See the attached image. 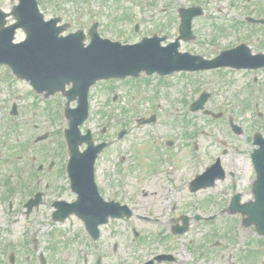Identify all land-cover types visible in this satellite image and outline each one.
I'll list each match as a JSON object with an SVG mask.
<instances>
[{
  "label": "rangeland",
  "instance_id": "1",
  "mask_svg": "<svg viewBox=\"0 0 264 264\" xmlns=\"http://www.w3.org/2000/svg\"><path fill=\"white\" fill-rule=\"evenodd\" d=\"M40 1L43 6L40 10L46 19L60 15L63 21H68L66 32L79 28L85 30L90 21L98 19L103 23L101 34L122 43H134L154 33L165 36L166 43L177 35L176 11L156 12L145 0H122L120 4L118 0H90L89 10L85 0ZM204 1L207 12L215 21L196 20L194 30L198 39L193 43L181 42L180 51L211 58L222 47L250 37L254 32L264 36V30L238 29L236 23H225L223 8L220 13L216 11L221 1L228 6L225 10L231 12L244 0H238L240 3L235 6H230L233 0ZM156 2L168 4L170 0ZM173 2L180 7L188 4L186 0ZM257 2L264 5V0H250L248 7ZM16 3L17 0H0V8L9 12ZM126 13H130L131 18H126ZM12 20V17L8 18V22ZM134 22L139 26L137 31L133 29ZM23 38L24 33L17 30L14 41ZM248 46L252 52L261 49L264 52V40L260 43L251 36ZM249 73L251 71L216 70L172 76L141 74L135 79L102 81L91 87L90 126L98 133L93 135V140L114 141L98 160L99 178L105 186V194L120 188L123 181L127 193H120V196L128 200L134 211L130 218L109 219L101 226L100 245L97 251L94 250L100 254L97 256L92 255L94 252L90 250L83 225L77 219L54 223L49 207L35 210L30 217L19 213V202L25 198L21 195L23 191L18 192L19 185L23 182L30 189V178L36 176V170L33 174L27 173L26 158L33 166L41 162L44 169L52 160V168H57L62 158L60 150H56V146L58 149L61 146L57 141L58 125L53 122L54 109L61 100L57 96L45 99L35 94L28 83L14 78L8 80L11 76L0 67V142L6 159L0 161V262L6 243H11L18 258L24 259L27 254L24 237L35 236L39 242L55 241L56 256L62 264H75L77 257L83 255L87 260L84 264H95L97 257H100L101 264H139L162 253L169 255L179 251L184 260L174 253V256L171 254L172 260L162 259L153 264H230L232 253L236 257L241 255L246 243L257 240L253 227L242 226L239 215L222 214L229 204L228 189L233 187L231 180L227 189L224 179L229 178L228 173L235 178L237 187L231 194L246 188L251 173L247 156L250 131L257 127L264 136V88L261 87L264 85V71L253 87L248 86ZM201 90L210 93L205 108L221 111L224 121L228 113L233 114L234 121L241 127V134L231 133L223 120H216L202 111L191 112L185 106L186 102L195 100ZM254 99L258 111L263 113L259 118L254 115L253 108H249ZM12 103L20 105L17 116L9 114ZM49 109L51 113L47 112ZM152 109L156 123L133 121L134 116L148 117ZM80 129L84 130L82 125ZM121 130L125 132L118 140L116 134ZM44 133L47 134L45 140L33 143L37 135ZM166 140L172 141V146L166 147ZM189 142H195V157L202 154L205 160L217 150L225 151L224 163L228 166V173L210 189L191 193L183 184L195 165L188 154L193 152L192 148L188 150ZM26 143H30L31 150H27ZM33 156H36L35 161ZM163 167H169V170L165 171ZM10 187L15 192L7 195L13 202L9 211L7 197L3 198V195ZM167 190L170 191L168 195ZM240 195L241 202L249 196L246 191ZM180 212L188 214V227L182 234H173L171 227L182 224ZM193 212H199L200 217H208L214 212L220 214H214L207 221L204 218L196 220ZM153 216L159 221L152 220ZM184 247L185 254H181Z\"/></svg>",
  "mask_w": 264,
  "mask_h": 264
},
{
  "label": "water",
  "instance_id": "2",
  "mask_svg": "<svg viewBox=\"0 0 264 264\" xmlns=\"http://www.w3.org/2000/svg\"><path fill=\"white\" fill-rule=\"evenodd\" d=\"M15 15L18 23L15 27H22L27 38L21 44L13 46L10 41L13 37L10 31L1 35L0 42L3 44L0 51V62L8 63L19 76L29 80L37 91H64L65 84L71 83L68 91H87L89 86L97 79L110 77H125L126 75H137L140 71L152 73H170L185 67L180 58L172 54L174 49L159 48L145 40L132 46H120L117 43L99 41L92 33V43L84 48L81 41L84 36L81 32L67 37H58L57 34L62 28H54V22H43L42 16L38 13L35 0H20ZM10 40V41H9ZM231 51L229 53H232ZM258 57H254V60ZM253 58L244 63H248ZM239 62L228 64L238 65ZM204 96V95H203ZM202 96V97H203ZM85 98V97H84ZM82 103V101L80 102ZM193 109L198 108L199 102L194 104ZM75 126H71L68 136L75 135ZM69 140V138H68ZM258 142H260L258 140ZM89 143V142H88ZM90 144V143H89ZM71 151L77 152L74 145H70ZM96 151H98L96 149ZM254 159H264V149L256 150ZM88 152H94L88 150ZM87 155V153L85 154ZM87 159V156H86ZM82 164L83 168H89L87 160ZM87 164V165H86ZM258 180L255 183V190L264 188L263 166L258 165ZM82 195V192H80ZM236 203L234 202L233 205ZM78 207V214L85 216L89 221L87 224H95L105 221V217L97 215V208H88L85 204ZM245 204L240 207L244 214L251 216L249 221L256 224L258 229L264 226V211L261 213V206ZM77 209H75V212ZM106 213V212H104ZM249 221H247L249 223Z\"/></svg>",
  "mask_w": 264,
  "mask_h": 264
},
{
  "label": "flooded vegetation",
  "instance_id": "3",
  "mask_svg": "<svg viewBox=\"0 0 264 264\" xmlns=\"http://www.w3.org/2000/svg\"><path fill=\"white\" fill-rule=\"evenodd\" d=\"M240 2L237 0H233L234 5H239ZM250 4V0H245V2L241 3L244 7H242V11L244 14H250L255 17L257 16H263L264 15V5L260 2H257L255 5L252 6V10L247 8L246 6ZM218 11L220 10L219 8L217 9ZM245 16V15H244ZM238 24L240 27H245L246 25H249L250 23L246 22V20L242 19L240 22H235ZM60 99H62L61 94H57ZM252 144H249V152L247 153L249 163H250V178H248V189H247V194L249 195L248 198H246L247 201H253L254 200V193L252 190V184L255 179V173L253 169V164L251 162V152L253 150ZM28 149V147H27ZM34 159V157H33ZM216 159V158H215ZM220 164L221 161L219 160ZM57 168H45L41 169V172L43 173V176L46 177L50 183L45 185V190L41 191L40 198L37 200L31 201V207L28 208L27 200H22L20 201V211L19 213L22 214L25 217H28L33 213L34 210H39L41 207H49L51 209L50 212V218L53 221V213L55 211L54 208V203L56 202H66V203H71L75 200L76 194L71 188L70 184V178L68 177L65 165H66V160L61 161L59 159L57 163ZM223 168L225 167V163L221 164ZM27 173L31 174L30 169L27 168ZM224 173V177H225ZM96 181V178H95ZM98 180L96 181L98 190L103 196V192L100 189V185H98ZM233 187L236 186L234 180H233ZM51 187V189H49ZM21 195L24 197L27 195V191L25 189H22L18 192H22ZM15 191L11 190L12 194ZM9 194V195H10ZM240 194V193H239ZM7 194L3 195V198H6ZM241 196V195H240ZM261 200L264 202V193L261 194ZM11 209H9L10 211ZM30 217V216H29ZM73 218H76L79 222L81 221L77 216L70 215L68 216L65 220H72ZM12 221V220H11ZM13 222V221H12ZM54 222V221H53ZM254 230V228H253ZM255 232V235L257 236L256 241H251L249 243L245 244V249L241 253V255H236L234 253L231 254V262L230 264H264V236L258 234V232ZM25 248L27 251V254L25 255V258L23 259L21 257L18 258L16 253H11L10 256L7 258L6 264H62L58 260L57 252H56V245L55 241L50 243L48 240L47 242H39L38 238L33 236V237H25ZM259 244L261 246H259ZM20 259V260H19ZM66 262V260H64Z\"/></svg>",
  "mask_w": 264,
  "mask_h": 264
},
{
  "label": "bare ground",
  "instance_id": "4",
  "mask_svg": "<svg viewBox=\"0 0 264 264\" xmlns=\"http://www.w3.org/2000/svg\"><path fill=\"white\" fill-rule=\"evenodd\" d=\"M153 220L157 221L156 218H153ZM181 254H185V250H181ZM176 256H177V257H180V258H181V259H180L181 261L184 260V258L180 255V253L177 252V253H176Z\"/></svg>",
  "mask_w": 264,
  "mask_h": 264
}]
</instances>
